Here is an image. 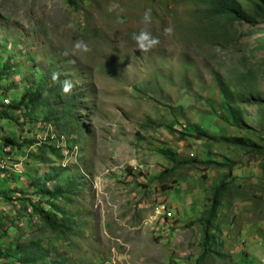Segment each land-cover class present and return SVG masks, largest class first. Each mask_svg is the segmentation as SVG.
<instances>
[{"label":"rangeland","instance_id":"374dc122","mask_svg":"<svg viewBox=\"0 0 264 264\" xmlns=\"http://www.w3.org/2000/svg\"><path fill=\"white\" fill-rule=\"evenodd\" d=\"M234 1L242 18L218 0H0V264H264V0Z\"/></svg>","mask_w":264,"mask_h":264},{"label":"trees","instance_id":"16d2710c","mask_svg":"<svg viewBox=\"0 0 264 264\" xmlns=\"http://www.w3.org/2000/svg\"><path fill=\"white\" fill-rule=\"evenodd\" d=\"M217 6H218L221 13L229 15L232 18L239 19V18H242V16H243L242 15V9H241L240 5L237 2H235L234 0H218ZM33 104L35 105L36 103L34 102ZM225 107H226L228 115L231 117H234L236 114V109L232 108L228 104H226ZM3 118H8V117H3ZM199 136L209 138L204 133H199ZM222 140H224L225 142H228V143L238 144L240 147H243V148H247V147H250L252 149L256 148V145L253 143H249L248 141L244 142V143L241 142L242 139H240L239 137H222ZM258 151L264 153V146L258 147ZM163 154L170 162H173V166L171 169H175L182 164L188 163L187 161H181L180 163H176L173 160V158L169 157V155H168L169 153L164 152ZM166 173H168V172L164 170L160 173V175L164 176ZM221 189H222V186H219V187L214 189V198H216L218 196ZM62 192L63 191L60 187H58L57 189H55L53 191H51L47 187H44V189L41 191V193L43 195H49L52 198H56V197L60 196L62 194ZM213 213H214V208L212 207L210 209V214L212 215ZM45 221H46L47 225L52 229H59L61 227H65L64 223H62L58 220H51L48 216H45ZM1 254H2V256H5V257L9 256L8 251H1ZM40 260H43L42 254H39L38 256H35L33 258L22 257L21 259H19V262H20V264H46L44 261L41 263H37Z\"/></svg>","mask_w":264,"mask_h":264},{"label":"clouds","instance_id":"9594fccd","mask_svg":"<svg viewBox=\"0 0 264 264\" xmlns=\"http://www.w3.org/2000/svg\"><path fill=\"white\" fill-rule=\"evenodd\" d=\"M118 7L116 4H109L108 6V11L111 12L115 10ZM152 22V10L146 9L143 16L141 23L144 25H150ZM163 34L165 36H172L174 34V26H168L165 27L163 30ZM132 40L135 42L137 49L142 52V53H147L151 51L152 49L156 48L160 44V39L159 37L153 36L151 31L148 30L147 27L141 28L138 32L132 33ZM90 53L91 48L88 45V43L84 40L77 39L74 44H73V52L72 54L74 55L75 53ZM65 56H68L69 53L65 51L63 53ZM60 78V74L57 72L52 73V80L57 81ZM61 91L65 95L70 94L73 90V83L69 79H64L61 84Z\"/></svg>","mask_w":264,"mask_h":264}]
</instances>
